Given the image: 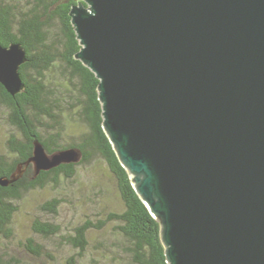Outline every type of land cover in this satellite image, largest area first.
<instances>
[{
    "label": "water",
    "instance_id": "water-1",
    "mask_svg": "<svg viewBox=\"0 0 264 264\" xmlns=\"http://www.w3.org/2000/svg\"><path fill=\"white\" fill-rule=\"evenodd\" d=\"M70 14L103 128L167 262L264 264V0H83ZM25 61L20 43L0 44L10 94ZM81 155L35 139L0 185Z\"/></svg>",
    "mask_w": 264,
    "mask_h": 264
},
{
    "label": "trees",
    "instance_id": "trees-1",
    "mask_svg": "<svg viewBox=\"0 0 264 264\" xmlns=\"http://www.w3.org/2000/svg\"><path fill=\"white\" fill-rule=\"evenodd\" d=\"M79 1L0 0V44L20 43L26 52L21 91L10 94L0 83V177L32 155L35 139L47 152L77 147L82 153L78 162L37 175L29 164L17 180L0 185V264H169L160 223L103 128L99 79L76 56L81 45L70 11ZM45 188L55 193L32 216L25 212L30 232L18 239L27 198ZM110 195L116 201L108 207ZM76 197L85 198L88 212L64 232L55 219ZM51 241L70 250L56 256L57 248L46 245Z\"/></svg>",
    "mask_w": 264,
    "mask_h": 264
},
{
    "label": "rangeland",
    "instance_id": "rangeland-1",
    "mask_svg": "<svg viewBox=\"0 0 264 264\" xmlns=\"http://www.w3.org/2000/svg\"><path fill=\"white\" fill-rule=\"evenodd\" d=\"M2 117L0 116V149L2 147L3 143V125L1 122ZM55 193V190L50 189V188H45L42 190H39L32 195H30L27 198V202L22 208V217L18 219V239H23L28 235L30 232V229L27 228L26 224V218L25 212H28L29 216L33 215V212L36 207H38L45 199L51 197ZM116 199L114 197L111 198V195L108 196V198L105 199V205L109 207L113 206L115 203ZM67 206H63L60 210V214L58 217L55 219V221L60 222L62 225L63 231L64 232H70L72 228L74 227L75 223L79 220H81V217L84 213L88 212L87 206L89 204L86 203L85 198L81 197H76L72 199L71 204H66ZM48 217V216H47ZM38 241H41L40 237L36 238ZM46 245L50 248L53 246L57 248V250H52V253L55 254L56 256H64L67 254V252L70 250V247L66 244L58 245L54 244V242H46ZM19 250V249H18ZM20 255H24L25 253H22L21 251L19 252Z\"/></svg>",
    "mask_w": 264,
    "mask_h": 264
}]
</instances>
